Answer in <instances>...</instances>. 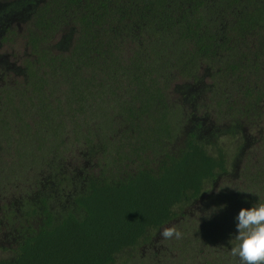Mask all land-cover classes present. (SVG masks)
<instances>
[{
  "label": "trees",
  "instance_id": "trees-1",
  "mask_svg": "<svg viewBox=\"0 0 264 264\" xmlns=\"http://www.w3.org/2000/svg\"><path fill=\"white\" fill-rule=\"evenodd\" d=\"M0 1L31 17L22 86L0 99V199L22 195L11 213L24 228L0 264H116L135 256L228 174L242 122L261 115L264 0ZM68 27L73 46L55 55L51 41ZM202 69L211 108L228 126L209 143L188 132L171 155L184 117L167 92L176 79L200 81ZM68 135L104 159L74 190L61 164ZM260 148L261 158L243 167L238 213L264 203V136ZM67 191L68 205L53 212ZM235 217L223 229L231 242L212 264H240L228 252L238 243ZM35 219L37 228L29 225Z\"/></svg>",
  "mask_w": 264,
  "mask_h": 264
},
{
  "label": "rangeland",
  "instance_id": "rangeland-1",
  "mask_svg": "<svg viewBox=\"0 0 264 264\" xmlns=\"http://www.w3.org/2000/svg\"><path fill=\"white\" fill-rule=\"evenodd\" d=\"M28 26V22L17 23L11 27L9 34L0 35V41L7 39L5 45L0 44V99L4 98V90L11 92L15 86H22L23 63L29 57L26 44ZM75 38V29L64 28L52 39L51 50L55 55L67 52L72 48ZM199 78L198 82L176 79L167 92L169 103L173 107H181L184 117L182 132L169 147L171 155L176 156L182 151L188 132H195L201 140L209 143L215 135H223L228 126V122L221 121L211 108V94L206 93V85L210 81L205 78L204 69L201 70ZM57 88L56 96L63 99L64 85H58ZM107 99L111 101L109 96ZM260 109L261 115L258 119L242 122V141L231 148L228 174L220 177L216 187L188 209L184 217L165 226H175L183 233L182 238L163 239L160 236L163 227L135 256L125 254L116 264H212L217 260L214 254L218 250V255L223 253L224 243L230 242L226 240L223 229L230 226V217H235L238 213L237 192L241 193L245 188L243 167L247 159L251 161L250 166L255 164L263 153L260 138L264 136V99ZM108 114H112V110L107 107ZM97 121L93 118L89 123L92 132L95 131ZM71 128L70 124L69 129ZM85 131L82 130L84 134ZM106 134L108 136V132ZM76 140L73 135L66 137L68 150L63 154L61 161L62 173L73 179L72 190L83 186L81 179L86 174L98 175L104 164L102 154L96 152L100 151L99 149L91 148L90 154L89 149L83 145V140L80 144ZM93 142L98 144L97 140ZM133 168L134 166L130 170ZM53 192L56 193L54 190ZM18 196L22 195L11 193L3 200L0 199V259H10L13 256L24 229L19 214L13 216L11 213L15 209L11 205ZM69 196V191L64 193L63 197L58 198L56 205H51V210L57 213L59 208L63 207V202L68 205L66 198ZM39 224L40 219H35L29 225L37 228ZM230 249L228 252H231Z\"/></svg>",
  "mask_w": 264,
  "mask_h": 264
},
{
  "label": "clouds",
  "instance_id": "clouds-1",
  "mask_svg": "<svg viewBox=\"0 0 264 264\" xmlns=\"http://www.w3.org/2000/svg\"><path fill=\"white\" fill-rule=\"evenodd\" d=\"M238 243L231 247V255L238 257L240 264H264V203L251 208H241L235 217ZM163 239H181L183 233L175 226L164 227ZM231 242V241H230Z\"/></svg>",
  "mask_w": 264,
  "mask_h": 264
},
{
  "label": "flooded vegetation",
  "instance_id": "flooded-vegetation-1",
  "mask_svg": "<svg viewBox=\"0 0 264 264\" xmlns=\"http://www.w3.org/2000/svg\"><path fill=\"white\" fill-rule=\"evenodd\" d=\"M9 4L10 2L0 1V35L3 36L10 33L13 25L27 23L31 18L27 8L18 13L16 9L9 8ZM5 42L7 39H1V46L5 45Z\"/></svg>",
  "mask_w": 264,
  "mask_h": 264
}]
</instances>
